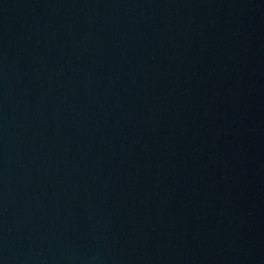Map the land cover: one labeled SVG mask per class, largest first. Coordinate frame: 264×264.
Segmentation results:
<instances>
[{"label":"water","instance_id":"obj_1","mask_svg":"<svg viewBox=\"0 0 264 264\" xmlns=\"http://www.w3.org/2000/svg\"><path fill=\"white\" fill-rule=\"evenodd\" d=\"M0 264H264V0H0Z\"/></svg>","mask_w":264,"mask_h":264}]
</instances>
